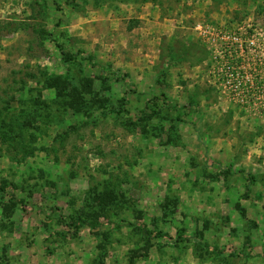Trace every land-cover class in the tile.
Listing matches in <instances>:
<instances>
[{"label": "rangeland", "instance_id": "1", "mask_svg": "<svg viewBox=\"0 0 264 264\" xmlns=\"http://www.w3.org/2000/svg\"><path fill=\"white\" fill-rule=\"evenodd\" d=\"M199 24L264 0H0V264H264V96Z\"/></svg>", "mask_w": 264, "mask_h": 264}, {"label": "built area", "instance_id": "2", "mask_svg": "<svg viewBox=\"0 0 264 264\" xmlns=\"http://www.w3.org/2000/svg\"><path fill=\"white\" fill-rule=\"evenodd\" d=\"M203 35V38L209 41H221L222 49H215V59L228 56L226 62L227 68H218L210 71L213 73L214 84H220L226 87L230 100L250 102L255 99L256 94L264 96V80L260 78L261 68L264 62V45L258 40V33L252 24L247 28L242 26L203 27L201 24L197 27ZM225 69V71H224ZM230 87V90L228 87ZM249 96V97H248Z\"/></svg>", "mask_w": 264, "mask_h": 264}, {"label": "trees", "instance_id": "3", "mask_svg": "<svg viewBox=\"0 0 264 264\" xmlns=\"http://www.w3.org/2000/svg\"><path fill=\"white\" fill-rule=\"evenodd\" d=\"M52 35V34H51ZM59 47L62 49V52H63V55L65 56V58L67 59V60H75V57L73 56V55H67V52L65 51V49H64V47H63V45L62 44H59ZM115 74H117V73H115ZM14 126L15 125H12V126H10V131H13L15 128H14ZM24 147H26V144L24 145ZM31 153V152H30ZM78 224H79V222H78ZM78 224H75V225H78ZM184 231L185 230H180L179 232H178V236H177V239L178 240H181V239H183L184 238ZM146 233L147 234H149V235H155V236H168V237H172L171 235H169V234H167V233H164V232H162V231H157V232H154V231H150V230H146ZM208 246V245H207ZM208 247H210V246H208ZM211 248V247H210ZM212 249H214L215 251H218V252H222L223 251V249H220V248H218V247H213Z\"/></svg>", "mask_w": 264, "mask_h": 264}]
</instances>
